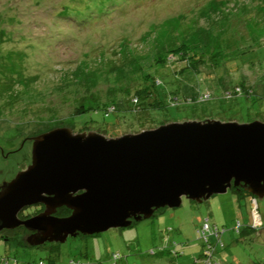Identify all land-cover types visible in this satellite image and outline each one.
<instances>
[{
    "label": "rangeland",
    "instance_id": "374dc122",
    "mask_svg": "<svg viewBox=\"0 0 264 264\" xmlns=\"http://www.w3.org/2000/svg\"><path fill=\"white\" fill-rule=\"evenodd\" d=\"M242 80L259 99L223 100ZM205 119L264 122V0H0V181L25 169L30 136L68 128L115 138ZM256 203L264 222V198ZM252 209L230 192L201 204L182 199L131 228L68 239L62 256L169 264L147 253L172 229L166 235L184 246L187 264L208 218L223 229L231 264H264V241L229 244L237 221L255 224ZM15 245L0 241V251L20 264L44 255Z\"/></svg>",
    "mask_w": 264,
    "mask_h": 264
},
{
    "label": "water",
    "instance_id": "95a60500",
    "mask_svg": "<svg viewBox=\"0 0 264 264\" xmlns=\"http://www.w3.org/2000/svg\"><path fill=\"white\" fill-rule=\"evenodd\" d=\"M28 141L25 169L0 181V233L23 228L25 249L127 229L182 199L201 204L231 189L255 206L264 198V122L257 120L171 122L115 138L63 128ZM33 205L43 211L21 220ZM61 208L69 214L56 216Z\"/></svg>",
    "mask_w": 264,
    "mask_h": 264
},
{
    "label": "trees",
    "instance_id": "16d2710c",
    "mask_svg": "<svg viewBox=\"0 0 264 264\" xmlns=\"http://www.w3.org/2000/svg\"><path fill=\"white\" fill-rule=\"evenodd\" d=\"M243 80L240 84H236L238 87L232 89L228 93L223 95V100L230 101V100H237L242 99L243 101H257L259 98L255 92L249 87H245ZM222 96V95H221ZM153 97V96H152ZM145 98V96H143ZM147 100V99H146ZM154 100V99H153ZM158 100V99H156ZM160 103V101H156ZM155 103V104H157ZM151 108V107H150ZM151 109H154L153 106ZM187 121V120H185ZM227 121H233L229 119ZM262 122V121H261ZM163 125L159 123L157 125ZM232 194H235L238 197V200H243L246 198L249 201L248 196L244 195L241 190L231 189L229 191ZM163 210H160L154 214L158 215L161 214ZM258 212V210H257ZM69 214L65 208H61L57 211L56 216L58 217H65ZM135 223L129 227L131 228ZM252 222L248 225L242 226L239 221L234 224L233 230L238 235V238L232 240L229 244L233 245L236 241H241L243 243L251 244H263L264 241V222L262 220L260 228H252ZM203 226H206L208 232H202ZM122 230V229H121ZM172 229H165L160 237V241L158 244L154 245L151 250L147 253L149 256H161L167 257L169 260V264H182L180 263V259L183 257L182 249L184 246L181 244H176L174 242H170L167 233H170ZM196 236L197 240L200 242L199 252L197 254L191 255L189 258V262L187 264H231L233 263V259L229 258L230 256H226L222 254L224 252L225 247L221 245L220 237L224 232L223 229L219 231L216 225L210 224L209 219L206 218L200 222V225L196 228ZM6 238L5 241L8 243L9 241L16 242L14 249L21 248L23 249L20 241L18 240L17 234L6 233L3 234ZM97 236V235H96ZM94 237V236H92ZM78 239L87 238L83 236H78ZM76 238V239H77ZM214 238L215 243H211L210 239ZM75 240V239H73ZM2 241V240H1ZM154 241V240H152ZM25 249V248H24ZM37 249L42 250L44 252L43 257H39L36 261L27 262V264H100V260L98 258L91 259L87 252H81L77 257L73 258H63L62 256V248L60 244H45L44 246L38 247ZM227 253V252H226ZM124 257L121 256L119 253H113L110 255V260H108V264H118L124 262ZM0 264H20V262L16 259L15 255L5 253L4 248L0 251Z\"/></svg>",
    "mask_w": 264,
    "mask_h": 264
},
{
    "label": "flooded vegetation",
    "instance_id": "af4514ba",
    "mask_svg": "<svg viewBox=\"0 0 264 264\" xmlns=\"http://www.w3.org/2000/svg\"><path fill=\"white\" fill-rule=\"evenodd\" d=\"M33 137H35V136L27 137V138L25 139V142H23V145L28 149V152H26V153L24 154V160L27 161V162H28L29 157H30V146H31V144H32V142H31V141L29 142L28 140H30V139L33 138ZM27 141H28L29 143H27ZM28 144H29V145H28ZM27 162H26V163H27ZM21 171H22V170H21ZM34 208H36L35 211L32 210V209H34ZM41 211H43V207H42L41 205H33V206H30V207L24 208V209L20 212V214H19V218H20L21 220H25V219H27V218H30V217H32V216H34V215L40 213ZM6 233L17 234V237H20V236H22V235L24 234V230H23V228L19 227V228H16V229H14V230L2 231V232L0 233V241H1V240H2V241H3V240H6V238H5L4 235H3V234H6Z\"/></svg>",
    "mask_w": 264,
    "mask_h": 264
},
{
    "label": "built area",
    "instance_id": "2783aa9c",
    "mask_svg": "<svg viewBox=\"0 0 264 264\" xmlns=\"http://www.w3.org/2000/svg\"><path fill=\"white\" fill-rule=\"evenodd\" d=\"M253 217H254V220H255V224L254 223H252V228H258V227H260L261 226V220H260V218L256 215V213H255V210H256V206H255V204H254V202H253ZM257 224H259V225H257ZM202 232L204 233V232H208V229H207V227L206 226H203V228H202Z\"/></svg>",
    "mask_w": 264,
    "mask_h": 264
},
{
    "label": "clouds",
    "instance_id": "9594fccd",
    "mask_svg": "<svg viewBox=\"0 0 264 264\" xmlns=\"http://www.w3.org/2000/svg\"><path fill=\"white\" fill-rule=\"evenodd\" d=\"M248 198H249V203H250V205H252V201H253L252 198L249 197V196H248ZM252 208H253V205H252ZM257 210H258V209H257V205H256L255 213L257 212ZM253 211H254V210L252 209V213H253ZM256 215H257V214H256ZM258 217H259V216H258ZM259 218H260V217H259ZM260 220H261V218H260ZM251 222H252V221H251ZM261 222H262V221H261ZM251 226H252V225H251ZM260 227H261V226H260ZM260 227H258V228H260Z\"/></svg>",
    "mask_w": 264,
    "mask_h": 264
}]
</instances>
